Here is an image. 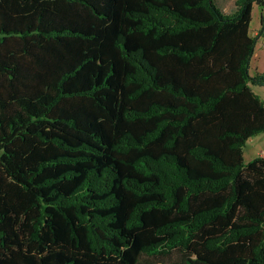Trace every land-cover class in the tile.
<instances>
[{
    "label": "trees",
    "instance_id": "trees-1",
    "mask_svg": "<svg viewBox=\"0 0 264 264\" xmlns=\"http://www.w3.org/2000/svg\"><path fill=\"white\" fill-rule=\"evenodd\" d=\"M260 37L264 0H0V264H264Z\"/></svg>",
    "mask_w": 264,
    "mask_h": 264
},
{
    "label": "rangeland",
    "instance_id": "rangeland-1",
    "mask_svg": "<svg viewBox=\"0 0 264 264\" xmlns=\"http://www.w3.org/2000/svg\"><path fill=\"white\" fill-rule=\"evenodd\" d=\"M219 3L223 6L226 12H231L236 7V0H219ZM263 10L257 5L254 4L253 11H252V21L250 24V31L252 35H255L259 30L260 24V17ZM262 49H264V42H262ZM252 72L255 70V65H258L261 71H264V50L261 53V59L257 61V64L252 62ZM255 90L259 93L264 100V86L255 85ZM264 152V132L256 134L252 137V140L248 142L245 146V157L248 159L251 155L253 157L258 156Z\"/></svg>",
    "mask_w": 264,
    "mask_h": 264
},
{
    "label": "crops",
    "instance_id": "crops-1",
    "mask_svg": "<svg viewBox=\"0 0 264 264\" xmlns=\"http://www.w3.org/2000/svg\"><path fill=\"white\" fill-rule=\"evenodd\" d=\"M262 42H264V38L260 37L259 40H258V42H257V45H256L255 53L253 54V57H252V59H251V73H254L255 71H261L260 68H259V66H258V65H255V69H254L255 71L252 72V66H253V65H252V62H253L254 64H257V61H258L259 59H261V53H262V51L264 50V49H262ZM254 86H255V85H253L252 88H253V90L256 92ZM258 86H263V85H258ZM256 93H257V92H256ZM257 94H259V93H257ZM259 95H260V94H259ZM260 97H261V95H260ZM261 98H262V97H261ZM250 140H252V137L249 138V139L247 140L245 146L248 144V142H249ZM245 146H244V158H245L246 161H249V160H251L252 158H254L255 156L253 157V155H251V156L248 157V159H247V158L245 157ZM260 155H264V152H263L262 154H260Z\"/></svg>",
    "mask_w": 264,
    "mask_h": 264
}]
</instances>
